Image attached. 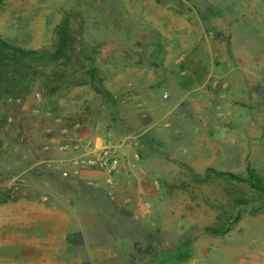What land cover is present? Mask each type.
I'll return each mask as SVG.
<instances>
[{"label":"rangeland","instance_id":"1","mask_svg":"<svg viewBox=\"0 0 264 264\" xmlns=\"http://www.w3.org/2000/svg\"><path fill=\"white\" fill-rule=\"evenodd\" d=\"M66 18L72 62L0 98V264H264V0H5L0 35L53 51ZM96 144L132 169H89L108 192L71 164Z\"/></svg>","mask_w":264,"mask_h":264},{"label":"trees","instance_id":"2","mask_svg":"<svg viewBox=\"0 0 264 264\" xmlns=\"http://www.w3.org/2000/svg\"><path fill=\"white\" fill-rule=\"evenodd\" d=\"M5 0H0V6ZM75 37L70 30L69 19H64L56 29V41L53 51H38L16 46L0 35V98L20 94L33 85L42 74L43 68L62 63L68 66L76 55ZM241 180L238 176H233ZM246 182L251 188L264 197V181L256 172L248 169ZM238 204L246 203L238 200ZM213 233H224V229H208Z\"/></svg>","mask_w":264,"mask_h":264},{"label":"crops","instance_id":"3","mask_svg":"<svg viewBox=\"0 0 264 264\" xmlns=\"http://www.w3.org/2000/svg\"><path fill=\"white\" fill-rule=\"evenodd\" d=\"M201 112L203 113V108H201ZM96 149H100L101 147H99V145L96 144L95 146ZM121 158V156H120ZM124 160V159H123ZM122 165H120V168L118 170V173L121 174H127V173H132V169H130V165H126L125 161H121ZM71 164L72 167H74V169L76 170V172H78L80 174V176L83 177V179H86L83 183V186H88V187H92L94 189H100L102 191L106 190L108 192V183L105 182L106 180L104 179V174H100L95 170H89L88 168L80 170L78 169L79 166L81 165L80 161L75 160V159H71ZM83 165V164H82ZM130 168H128V167ZM85 168V167H84ZM103 176V177H102ZM109 182L112 183V179L109 180ZM121 183L122 186H121ZM133 184L132 183H128L125 184V182L121 181L118 185L114 186L115 189H118V192H120L122 194V196H120L121 194L117 195L116 197L111 196L110 198L113 199V202H115L117 205H119L121 208H125V207H131L134 206L136 204V197L130 195L134 192V189L132 188ZM113 191L111 190L112 193ZM61 198L62 200H64V196L63 194H61ZM76 198V197H74ZM68 201H70V198H67ZM127 200L130 201L131 203H127ZM132 200V201H131ZM54 216H57L58 219L60 218H65L68 220V225L69 227L66 229H63V231L61 232L62 235H66V234H70L73 232H81L82 234H88L87 232L90 233V231H88L87 229H85L84 227H75L77 220H80V217L73 213V211L69 210L68 212L63 211H56L53 212ZM79 222V221H78ZM53 264H77L73 261H66V260H61L58 263H53ZM81 264V263H79Z\"/></svg>","mask_w":264,"mask_h":264},{"label":"built area","instance_id":"4","mask_svg":"<svg viewBox=\"0 0 264 264\" xmlns=\"http://www.w3.org/2000/svg\"><path fill=\"white\" fill-rule=\"evenodd\" d=\"M165 98H169L168 93L164 94ZM9 121H12V118H9ZM79 126V124L77 125ZM83 145L75 144L73 149L76 151L82 150ZM120 145H110L107 147L99 149V152L96 153L94 156H90L89 158L85 157L90 151L85 154L83 153L82 156H76L73 159L80 161L83 164V167L88 169H102L109 172H118L120 168ZM64 149L68 148V145L63 146ZM96 149V148H95ZM94 154V153H93ZM90 155V154H88ZM84 157L83 159H81ZM58 170L62 169L61 165H57L56 167Z\"/></svg>","mask_w":264,"mask_h":264},{"label":"water","instance_id":"5","mask_svg":"<svg viewBox=\"0 0 264 264\" xmlns=\"http://www.w3.org/2000/svg\"><path fill=\"white\" fill-rule=\"evenodd\" d=\"M82 55H83V57H89L90 56V52H89L87 47L84 48Z\"/></svg>","mask_w":264,"mask_h":264}]
</instances>
